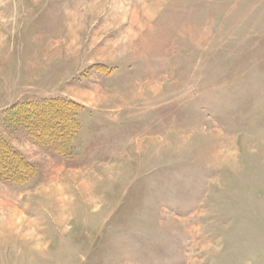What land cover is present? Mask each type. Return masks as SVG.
I'll list each match as a JSON object with an SVG mask.
<instances>
[{
	"label": "rangeland",
	"instance_id": "obj_1",
	"mask_svg": "<svg viewBox=\"0 0 264 264\" xmlns=\"http://www.w3.org/2000/svg\"><path fill=\"white\" fill-rule=\"evenodd\" d=\"M0 136V264H264V0H0Z\"/></svg>",
	"mask_w": 264,
	"mask_h": 264
},
{
	"label": "trees",
	"instance_id": "obj_2",
	"mask_svg": "<svg viewBox=\"0 0 264 264\" xmlns=\"http://www.w3.org/2000/svg\"><path fill=\"white\" fill-rule=\"evenodd\" d=\"M71 104L68 101L58 103L50 100L46 104L24 105L20 112L28 119L30 136L56 152L65 153L77 126L73 113L67 110ZM31 171L30 163L0 136V178L22 183Z\"/></svg>",
	"mask_w": 264,
	"mask_h": 264
}]
</instances>
